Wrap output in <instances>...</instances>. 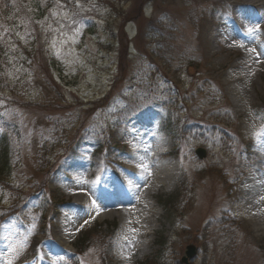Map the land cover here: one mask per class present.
Segmentation results:
<instances>
[{
	"label": "rangeland",
	"instance_id": "rangeland-1",
	"mask_svg": "<svg viewBox=\"0 0 264 264\" xmlns=\"http://www.w3.org/2000/svg\"><path fill=\"white\" fill-rule=\"evenodd\" d=\"M22 10L18 25L4 33L10 47L0 67V236L13 233L12 243L27 251L29 242L53 243L50 234L63 217L51 210L72 207L59 199L78 169L94 191L88 197L98 199L68 215L81 223L74 241L67 242L65 231L43 262L185 264L192 244L197 253L188 264H264V229L242 209L252 204L240 189L248 165L264 159V64L250 75L256 84L249 92L260 135H248L241 125L246 114L225 82L231 65L243 59L225 47L241 41L243 50L245 38H214L218 26L238 21L227 2L23 0ZM262 22L255 13L253 23ZM252 30L240 29L244 35ZM144 136L163 152L156 163L177 172L146 199L157 202L153 216L144 214L154 228L136 242L122 241L121 218L103 213L118 206L135 212L147 179L130 196L124 190L115 202L106 197L136 165L129 148ZM147 153L153 166L154 150ZM44 181L48 187H38ZM167 196L174 201L165 207ZM257 206L264 207L263 196ZM220 219L230 220L229 232ZM18 264L42 262L29 251Z\"/></svg>",
	"mask_w": 264,
	"mask_h": 264
},
{
	"label": "bare ground",
	"instance_id": "bare-ground-1",
	"mask_svg": "<svg viewBox=\"0 0 264 264\" xmlns=\"http://www.w3.org/2000/svg\"><path fill=\"white\" fill-rule=\"evenodd\" d=\"M223 1L227 2V4L232 8L236 14V17L238 18V21L235 24V19L230 18L226 23H231L232 26L227 27L223 24L218 26L215 30H213L215 31L214 38L221 40L222 43L224 42V37H227L230 41L237 38H245L246 45L243 50L241 48L244 45H242L243 43H241V41L236 42L234 45L225 47V50H239L240 55L243 56L242 61H236L231 65L230 72L226 75L225 82L231 91V99L236 104L238 112L242 115L246 114V117L241 123L245 133L252 135L259 129V125L254 120L253 115H251L255 113L254 110L252 112L251 109L254 107V105H251L249 92L251 91V88L254 87L256 82L250 77V75L256 71H260L261 65L264 64V0ZM249 8H254V13L253 10L250 11ZM255 13L262 17V23H253L255 19ZM249 25H252L253 30L246 35L242 34L240 29L246 28ZM253 49H255V52L252 51ZM129 149L131 152H128V156H133L134 160L136 161V165L132 169L129 168L126 170V174H124V176L121 175L118 177V180L115 182L116 188H114L112 191H110L112 185L108 188L110 195L106 197V201L111 200L112 202H115L117 196L122 194L124 190L128 192L129 196L131 195V192H137L139 189H141L140 184L142 183V179L146 177V186L142 188L144 196L142 199L137 200L141 207L136 208V211L133 212L130 206H118V208H114L113 210H105L103 214H116V216L121 218L120 229L118 231L120 240H134L136 242L138 239H141L147 235V232L144 230L154 228L152 227L154 225L152 223L153 220L148 219L147 217L145 218L144 214H149L150 212L149 216H153L152 209H154V205H156L157 202L154 200L152 203L147 202L146 199L153 193H156V191L162 185H164V181L169 176H173L177 172V168L174 166H167L165 163H156V161H159L161 158H163V152L159 151L153 144V139L145 140V136L141 137V139L137 138L134 145H131ZM149 150H151V152L154 150V153H152L150 156L153 161V166L148 165V159L143 157V153L146 151H148L147 155H150ZM93 162L98 163V159L96 161H88L86 159V164H91ZM82 163L85 164V161ZM99 165L101 168H104L103 165ZM141 165H146L147 167H141ZM183 173L184 178L187 174L185 170ZM82 176L83 175L79 174L78 169L75 170L73 176L68 180V185H66L61 191L59 202H72V207H68L66 209L67 213H65L63 210H51L54 216L61 214L63 217V219L60 218L61 224L57 225V233L54 234L53 232V234H50L57 240L52 239L53 243H50L48 246L42 244L33 245L31 242L28 243L29 251H32V256L36 257L37 263L42 262V264H47L45 261L43 262V260H45L44 256L52 254L53 250L58 246L57 243L60 242L62 244V234H65V231H67L66 233L70 236V238L66 239V237H64V239H66L68 243H72L74 241L73 238L76 236L78 229H80L81 223L79 224L80 226H78V218L72 219L68 217V215L73 213L76 208L83 207L84 209H89L90 206L98 199V196H94V199H90L88 197V193H93L94 191L90 189L87 182L82 181ZM120 180L122 181L120 182ZM94 181L95 180H93L92 183ZM174 181L176 184L177 179ZM40 186L48 187V184L46 181H44L42 185H38V187ZM97 189L101 190V188ZM240 189L241 192L244 193L243 198L247 195L246 198L248 200L251 198V201H247V203L252 204L251 208H248V205H245L242 206V209L245 210V208H247L246 210H248L250 213V221L257 229L263 230L264 207H258L257 203L262 196L264 197V159L255 161L248 165L246 176ZM250 193L252 194L250 195ZM144 203H147V206ZM78 216L80 215L78 214ZM155 217L157 220L159 215H156ZM136 223H139V229H136L138 227L134 228ZM13 236L14 234L11 232H9L6 238L4 236H0V264H8L9 260H11V264H18L25 257V255H28L29 253V251H27V249L23 246L17 245L14 242L12 243ZM123 245L126 249L130 247L128 244ZM13 248L16 249L15 252L12 251ZM130 251L133 252L132 248H130ZM21 252H23V255H21ZM46 261L49 262L48 259H46ZM77 261L78 260L74 261L75 264H77Z\"/></svg>",
	"mask_w": 264,
	"mask_h": 264
},
{
	"label": "trees",
	"instance_id": "trees-1",
	"mask_svg": "<svg viewBox=\"0 0 264 264\" xmlns=\"http://www.w3.org/2000/svg\"><path fill=\"white\" fill-rule=\"evenodd\" d=\"M22 3L23 0H0V67L4 65V61L2 60V56L6 54V51H8V48L10 45L7 42V38L4 36V33L12 32V25H18L17 20H14L18 17L19 14H22ZM27 50V49H25ZM5 78L4 76L0 75V89L5 86ZM5 152L4 149L2 151V154L0 157L4 156ZM4 164L2 163V159L0 160V169ZM172 197V198H170ZM173 196H167L164 198V200L161 201V203L166 207L167 202H173ZM222 223V229L224 232H229L226 230V228L231 227L232 224L230 223L229 219H220L219 220ZM79 247V246H77ZM146 262H142L139 264H144Z\"/></svg>",
	"mask_w": 264,
	"mask_h": 264
},
{
	"label": "water",
	"instance_id": "water-1",
	"mask_svg": "<svg viewBox=\"0 0 264 264\" xmlns=\"http://www.w3.org/2000/svg\"><path fill=\"white\" fill-rule=\"evenodd\" d=\"M196 153L202 158L206 155V152H205V149L203 148H198ZM197 253V248L195 245H188L187 248H186V251H185V255L183 256V259L182 261L185 263V264H188V260L193 258Z\"/></svg>",
	"mask_w": 264,
	"mask_h": 264
},
{
	"label": "snow or ice",
	"instance_id": "snow-or-ice-1",
	"mask_svg": "<svg viewBox=\"0 0 264 264\" xmlns=\"http://www.w3.org/2000/svg\"><path fill=\"white\" fill-rule=\"evenodd\" d=\"M64 15L67 16V13H64ZM77 31H78V30H77ZM55 45H56V41L54 40V41L52 42V46L55 47ZM252 51L255 52V49H253ZM254 135H257V136H258V135H260V133H254ZM141 167H147V166H146V165H141ZM85 223H87V221H85ZM12 251L15 252L16 249L13 248ZM57 259H62V257H58ZM8 264H11V260H9Z\"/></svg>",
	"mask_w": 264,
	"mask_h": 264
}]
</instances>
